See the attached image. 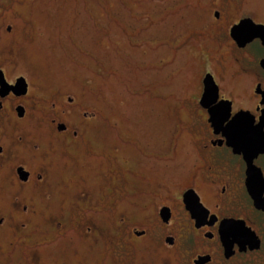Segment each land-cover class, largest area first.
I'll return each mask as SVG.
<instances>
[{
  "label": "flooded vegetation",
  "instance_id": "1",
  "mask_svg": "<svg viewBox=\"0 0 264 264\" xmlns=\"http://www.w3.org/2000/svg\"><path fill=\"white\" fill-rule=\"evenodd\" d=\"M184 2L169 36L144 41L173 52L166 66L190 58L169 73L173 91L140 88L161 103L179 98L170 143L119 122L109 127L117 138L96 147L93 122L105 114L24 58V12L40 1L0 0V264H264V41L251 36L264 0ZM213 88L229 113L222 124L207 108ZM236 117L250 129L226 134ZM58 243L67 252L53 254Z\"/></svg>",
  "mask_w": 264,
  "mask_h": 264
},
{
  "label": "rangeland",
  "instance_id": "2",
  "mask_svg": "<svg viewBox=\"0 0 264 264\" xmlns=\"http://www.w3.org/2000/svg\"><path fill=\"white\" fill-rule=\"evenodd\" d=\"M39 1L24 12V58L51 83L83 91L93 112L105 114V122L99 113L93 122L96 132L91 136L96 147L117 138L109 127L119 122L127 127L139 123L138 130L149 131L153 144L170 143L172 122L178 115L174 109H180L176 105L179 98L170 97L161 103L151 94L140 93V88L143 84L164 82L167 91H173L176 79L169 73L182 68V58H190L171 59L166 66L164 58H171L173 52H167L159 43L144 41L169 36L174 23L189 12L184 1L193 0ZM140 16H146V21L141 22ZM181 141L178 137L175 143ZM181 157L182 151L173 152L169 159L174 160L173 164ZM88 158L97 161L91 155ZM90 165V172L98 170V164ZM67 175L66 168L60 170L59 176ZM64 247L58 243L51 252H67ZM86 257L91 263L97 259ZM70 261L79 263L75 255Z\"/></svg>",
  "mask_w": 264,
  "mask_h": 264
},
{
  "label": "snow or ice",
  "instance_id": "3",
  "mask_svg": "<svg viewBox=\"0 0 264 264\" xmlns=\"http://www.w3.org/2000/svg\"><path fill=\"white\" fill-rule=\"evenodd\" d=\"M250 34V28L247 25H240L238 36L241 39H246ZM218 95L217 89L213 88L208 93V99L206 101L207 108L212 113V119L214 122L217 123H224L225 121L229 120V113L227 110V106L223 103H217ZM251 127V122L246 121L243 117H236L229 123L228 127L224 129L226 134L231 135H240L242 132L249 130ZM194 211L198 213L201 212V208L199 206L194 207ZM226 234H238L240 236L246 235L243 231V226L241 225H233V224H225L223 225Z\"/></svg>",
  "mask_w": 264,
  "mask_h": 264
},
{
  "label": "water",
  "instance_id": "4",
  "mask_svg": "<svg viewBox=\"0 0 264 264\" xmlns=\"http://www.w3.org/2000/svg\"><path fill=\"white\" fill-rule=\"evenodd\" d=\"M251 25L253 26V32L251 33V36L259 37L264 41V27L253 24Z\"/></svg>",
  "mask_w": 264,
  "mask_h": 264
}]
</instances>
